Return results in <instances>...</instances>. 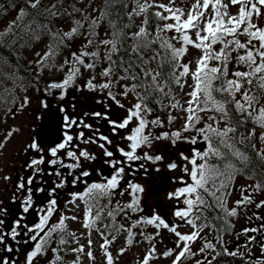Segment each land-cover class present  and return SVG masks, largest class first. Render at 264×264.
Masks as SVG:
<instances>
[{"label": "snow or ice", "instance_id": "snow-or-ice-1", "mask_svg": "<svg viewBox=\"0 0 264 264\" xmlns=\"http://www.w3.org/2000/svg\"><path fill=\"white\" fill-rule=\"evenodd\" d=\"M174 2L169 0L166 6L163 3L154 5L149 0H99V3L87 0V4L84 0H51L45 6L44 0H23L22 6L16 3L8 5L17 15L8 29L0 32V46L11 47L4 45V38L14 28L23 27L26 33H32L34 39H39L38 32L46 30L51 43L43 56L37 53L40 57L36 61L40 66L39 72L57 68L49 61L58 52L65 48L73 50L57 69L65 73L62 82L49 83L43 90L36 86L28 69H23L27 76L17 75L16 71L5 73L0 69V123L6 122V117L15 118L30 102L24 95L17 103V89L27 93L34 87L47 96L53 95L51 90L58 89L62 90L60 99H64L69 87H76L77 91L91 89L98 95L106 90L107 95L97 100L104 105L105 111L86 112L84 116L106 120L112 135L118 140L114 143L108 135H97L99 130L92 124L67 114L63 116V127L68 131L63 132L60 142L47 146L35 135L29 139L22 149L26 157L22 168L26 175H18L12 193L11 203L17 205L18 212L10 213L0 200V264H40L41 260L44 264H66L61 253L75 254L72 264H81L80 257L85 253V247L79 243L81 237L69 229L66 221L81 223L88 230L89 249L93 230L103 237L101 247L106 249L112 242L108 237L114 240L123 229V225L117 223L119 216L131 221V227L124 229L128 233L129 245L133 242L132 229L140 224L154 225L156 229L163 228L173 233L175 248L162 254L165 258L174 257L172 264H187L190 260H194V264H213L221 256L239 258L243 264H264V217L255 212L248 217L254 225L256 221L261 223L236 232L235 239L239 241L243 236L244 242L237 243L234 250H229L230 241L224 238L225 232L232 228L229 218L237 216L239 206L264 208V200L257 202L252 195L264 192V170H261L264 167V147L257 148V141L264 144V104H261L264 99V23H261L264 0H228L227 3L223 0H195L187 12L181 7H173ZM130 3L134 4L131 11L128 10ZM229 5L238 6L235 14L229 12ZM153 7L160 10L149 15ZM25 8L31 11H25ZM4 11L7 8L0 5V13ZM141 15L144 16L142 25L129 35L127 30L134 25L133 17ZM29 16H33L32 20L24 23ZM65 17L71 18L69 30L58 27L52 31L50 25ZM38 18L45 23L41 24ZM125 18L128 23L124 22ZM152 21L155 22V35L143 26L150 25ZM105 22L107 28L101 38L99 29ZM165 32L173 35H162ZM241 36L245 38L243 42ZM76 38H81L79 47H74ZM128 40L133 43L127 45ZM188 46L201 52L191 69L192 61L181 62ZM98 66L99 75L106 82L93 83ZM14 67H20L18 61ZM78 76L89 77L82 88L75 85ZM117 85L120 92L115 91ZM185 86L188 91H184ZM177 89L187 97L183 104L175 94ZM130 94H134L137 102L128 107L118 97L128 98ZM165 99L169 100L167 105L164 104ZM107 100L123 110L126 116L120 121L112 120V105L106 104ZM150 105L165 111L175 109L178 113L183 112L181 128L171 133L164 131L160 135H154L151 130L145 134L149 124L160 128L165 124L159 116L151 121L147 119L155 111ZM40 108L47 109L49 104L42 100ZM177 118L168 116L166 122L172 124ZM40 119L37 113L35 120ZM134 119L138 120V126L130 128ZM80 128L92 132L86 137L84 131L75 130ZM125 129L128 134L119 135L118 130ZM20 131L18 127L4 131L0 138V155L7 142ZM160 139L170 140L173 146L178 142L206 145L204 150L191 148L190 156L181 152L180 158L185 162L182 165L174 162L167 165L172 170L181 167L188 177V180L184 176L179 178L185 186L169 193V199L187 194L183 200L187 209L177 208L173 214L191 226L189 234H182L175 225L170 226L155 210L150 218L138 216L133 220L131 217L132 213L143 212L141 199L144 188L131 180L125 184L122 181L140 170L147 175L144 161L156 163L164 159L162 155L153 156L143 151ZM81 144L98 146L103 164L112 170L111 173L106 175L99 167L93 169L91 164L97 156ZM155 170L159 171L158 168ZM93 172L98 180L91 179ZM239 175L254 183L241 186V199L235 202L236 207L229 209L226 197L231 194L234 180ZM0 179L9 181L11 177L4 175ZM244 192L249 194L243 195ZM125 194L130 201H123ZM73 211L80 215L68 214ZM209 211L216 215L210 217L207 215ZM32 215L37 217V221L29 224L27 221ZM206 228L215 230L214 235L208 234L212 236L211 240L208 235H201ZM145 239L151 242L153 237L145 236ZM197 239L201 245L198 251H194L189 242ZM72 242L78 246L71 247ZM21 247L26 249L23 261H20ZM253 248H258L259 254ZM125 250L121 249L120 254ZM155 251L153 246L140 264H149L148 257ZM105 254L107 264H114L111 253L106 251ZM87 256L95 259L91 250ZM197 256L201 258L196 259Z\"/></svg>", "mask_w": 264, "mask_h": 264}, {"label": "flooded vegetation", "instance_id": "flooded-vegetation-1", "mask_svg": "<svg viewBox=\"0 0 264 264\" xmlns=\"http://www.w3.org/2000/svg\"><path fill=\"white\" fill-rule=\"evenodd\" d=\"M11 3H16L17 6H22L23 0H0V5H3L5 8H7V11L0 13V32H5L11 25L12 21L16 18L17 12L14 9L8 7V5ZM50 3L51 0H44L45 6H48ZM129 5L134 7V4L132 3H130ZM25 11L31 10L25 8ZM32 18L33 16L27 17L24 23H29ZM38 19H40L41 24L45 23L42 18ZM50 27L52 28V31H56V29L58 28V21L54 24H51ZM37 35H39V39H34L32 33H26L23 27L19 29L14 28L13 32L4 38V45H11V47L0 46V69H2L5 73H12L13 71H16L17 75L25 76H27V73H24L23 69H28L33 79H35L36 86L43 90L47 88L49 83L62 82V78L64 77L65 73H62L59 70H49V68L43 72H39L40 66L36 63V61H38L40 57L37 56V53H40V55L43 56L44 53L47 51V45L51 43V40L47 35L46 30L38 32ZM101 38H103L102 32ZM13 40L16 41L15 44L12 43ZM76 44L77 42H74V47H76ZM65 51L66 49H63L62 51L58 52L57 56L54 57L52 61H49V63H55V65L58 67V58H61ZM17 61L20 65L19 68L14 67L17 64ZM87 79H89L88 76H78L75 81V85L82 88L83 82ZM103 82H106V79L99 75L98 70L96 72V80H94L93 83ZM122 83L130 84L131 82ZM51 91L53 95L47 96L46 93H44L43 91H36L34 87L30 88L27 93L20 89H17L18 99L16 102L19 103L20 100L24 97V95H27L29 97L30 102L25 108H23L19 112V114L15 118L6 117V122L0 123V138H2L4 131L8 128L18 127L21 130L20 134H14L13 137L7 142V145L3 150V154L0 155V169H2V171H0V176L7 175L11 177V180L9 181H4L0 179V200L4 202V207H7L9 209V212L13 214L18 212L17 205L11 203L12 193L14 191V183L18 175H26L24 169L22 168V165L25 163L26 160V157L22 154V149L32 136L35 135L38 141L45 142L47 146H52L53 142H60V139L63 136V132L68 131V129L63 127V116L67 114L69 115V117H75L78 120L83 118L84 122L92 124L94 128H97L99 130L97 135H108L114 143L118 140L117 136L112 135L106 120L94 116H84V113L86 112L103 113L105 111L104 105L97 103V100L103 99L107 95L106 90L101 91L98 95L96 91H93L91 89L77 91L76 87H69L64 93V99L59 98L62 90L53 89ZM115 91H121L118 85L116 86ZM118 98H120L121 102L128 107H131L137 102L134 98V94H130L128 98ZM42 100H45L49 104V108H40V103ZM105 103L108 105H112V101L110 100L105 101ZM73 104L75 105V108L72 107ZM60 109H64V111L62 112ZM37 113L41 116V119L38 121L35 120V115ZM150 115L151 114L147 116V119L149 121ZM125 116L126 113L123 110L119 109L115 105H112L110 111V118L112 120L120 121ZM135 126H138V120L134 119L132 122H130L129 127L131 128ZM41 129H43L44 131H42ZM75 130L84 131L86 137L92 132V130L86 128H80ZM118 132L121 136L128 134L127 129L118 130ZM147 133L148 127L145 129V134ZM154 146L155 143L153 142L150 148H144L143 151H147L150 155L153 156L162 155L164 159L156 163H152L151 161H144L143 163L145 164V168L147 169V175H145L144 170H140L136 173L135 176L127 175L125 177V181H122V184H125L126 181L131 180L134 183H139L144 188V192L142 194L141 199V207L143 208V212L132 213L131 217L133 220L137 219L138 216H147L150 218L155 210V213L159 214L161 218L165 220L166 223L170 224V226L175 225L177 226V230L180 231L182 234H189L192 230L191 226L187 225L185 221L175 217L173 214L174 210L177 208L182 210L187 209V205L183 204V200L186 198L187 194H185V196L179 197L178 199H169V193H174L178 188L185 186V184L179 182V178L181 176H184V179L188 180V177L181 171V167H177L176 169L172 170L169 169L167 165L173 162L177 163L178 165H182L185 162L182 161L180 158L181 152H184L185 155L190 156L191 148L195 147L199 150H204L206 145L202 143H197V145L193 146L188 143H179V150L176 151L175 148L176 155L170 154L172 146L169 142L165 143L164 148L162 150L154 149ZM81 147L86 148L90 153L97 156V160L91 164V167L93 169L99 167L101 171L104 172L106 175L111 173L112 170L103 164L101 158V149L98 146L94 144H81ZM261 147H264V144H261L259 141H257V148ZM136 163L138 164L140 162ZM189 167L191 166L189 165ZM157 168L159 169V171L155 170ZM261 170H264V167H262ZM91 179L98 180L99 177H97L95 172H93V176ZM251 183H254V181L247 179L244 175H239L235 178L234 186L231 189V194L226 197L227 206L229 209L236 207L235 202L241 199V186L246 187ZM77 187L82 188L83 186L78 185ZM248 194V192L243 193V195ZM252 195L257 202L264 200V192L253 193ZM122 199L125 202L130 201V197L128 196V194H125ZM18 203L19 202H17V204ZM194 212L195 209L193 210V213ZM237 212V216L229 218L232 228L229 232H225L224 235L225 240L230 241L228 245L230 251L235 249L237 243L244 242L243 236L240 237L239 241L235 239L236 232H240L242 229L247 227L258 226L261 223L260 221H256L254 225L248 219V217L252 216L254 212L260 215L261 217H264V208L257 209L254 205H241L237 208ZM68 214L77 215V211H73ZM191 215L192 214H190V217ZM207 215L211 217L216 215V213L209 211ZM11 218L12 217L10 216L9 220ZM123 219H125L123 216L117 217V223L122 224L123 227L127 226V228H130L131 221L126 219L125 222H128L127 224L125 222H122ZM36 221L37 217L35 215H32L28 218L27 222L29 224H32ZM7 223L8 221H6V225ZM66 223L69 225V229L72 231V222L66 221ZM213 223L218 222L213 221ZM98 226L102 228V225ZM139 229H145V232L143 233H146L147 236H152V240L156 239L157 237L163 239L165 241V251L167 249L175 248L173 240H175L176 238L174 234L170 233L168 230L163 228L156 229L154 225L140 224L136 228H134V230L132 229V232L134 234L132 236V241L137 236ZM122 232L123 231L121 230L118 234H116L115 237L122 234ZM157 232H159V235H156ZM209 232H211L213 235L215 234L214 229L206 228L201 233V235H208ZM208 238L209 240H211L212 236L208 235ZM73 243L74 242H72L71 247L73 246ZM132 243H134V241ZM213 243H215V241H213ZM189 244L194 251H198L201 245V241L197 239L194 242H189ZM25 250V247L20 248V261L24 260ZM241 251H244V249L242 248ZM253 251L256 254H259L258 248H253ZM69 254L71 255V253ZM69 254L64 255L63 253H61V255L64 257L66 264H69ZM49 255H51V253H49ZM199 258L201 257H196V259ZM40 264H44V260H41ZM187 264H194V260L188 261ZM213 264H243V261H241L239 258L221 256L218 257L217 260L213 262Z\"/></svg>", "mask_w": 264, "mask_h": 264}, {"label": "rangeland", "instance_id": "rangeland-1", "mask_svg": "<svg viewBox=\"0 0 264 264\" xmlns=\"http://www.w3.org/2000/svg\"><path fill=\"white\" fill-rule=\"evenodd\" d=\"M153 1H155V3H160V4L163 3L166 6L169 5V0H153ZM223 2L227 3L228 0H223ZM193 3H195V0H175L172 6L181 7L184 9L185 12H187L188 8ZM84 4H87V0H85ZM77 6L81 7L82 5H77ZM237 8L238 6L229 5V12L232 14H235L237 12ZM261 23H264V17L261 18ZM70 26H71V18L65 17L62 20L58 21V27L63 28V30L65 31L69 30ZM140 26H141V20L138 18L135 23V29L139 30ZM100 31L103 33L104 32L103 28L100 27ZM189 34L193 35L192 33H189ZM153 35H155V33H153ZM171 35H173V33H171ZM193 38H195L194 35H193ZM240 38L241 40L244 39L243 36H241ZM74 42H77L76 47H79L81 44V38H76ZM65 49L66 51L63 53L62 57L58 58L59 66L61 64V61L64 59V57L67 56V53L73 50V48H65ZM200 55H201L200 50L195 49L193 46H188V51L181 58V62L188 63L189 61H192L193 63L189 65L191 69L194 66L195 59L199 58ZM59 66L57 68H49V70L56 71L59 68ZM231 70L232 69L230 67L229 71L231 72ZM188 82L191 83V80L189 79ZM184 91H188L187 86H185ZM175 94L180 99L181 104H183L184 100L187 99V97L179 93L178 89L176 90ZM168 103H169V100L166 99L164 101V104L167 105ZM261 104H264V99H262ZM184 115L185 114L183 112L178 113L177 110L175 109H168L167 111L162 109L160 113L151 114L149 116V119L151 121L156 116H159L162 120L165 121L164 127L163 128L154 127L151 124H149L148 131L151 130V132L154 135H160L164 131H168L171 133L172 131L179 130L182 124L184 123V120H183ZM168 116H178L179 118H177L172 124H168L166 122ZM185 135H189V134L186 133ZM166 142H169L171 144L170 140L168 139H160L159 141H155L154 149L162 150ZM179 143H184V142H178L175 146L171 144L172 148H171L170 154L176 155V151L179 150V147H178ZM175 148H176V151H175ZM77 215H80L78 211H77ZM125 220L126 218L123 219L122 222L124 223ZM125 223L128 224V222H125ZM71 227H72V231L75 232L77 236L81 237L79 243L84 245L85 247V253L80 257L81 264H107L106 254H105L106 251L111 253V255L113 256L114 264H140V261H142L145 258L146 254L150 252L153 246L155 247L156 251L154 254L148 257L149 264H172V259L174 257L165 258L162 255L163 252L165 251V241L157 237L156 239L151 240V242H149L147 239H145V236H147L146 233L145 234L143 233L145 232V229L143 230L139 229L137 236L133 239L134 243L129 245L127 243L128 233L127 231L124 230L128 228L127 226L123 227L122 234L115 237L114 240L112 237L110 236L108 237V239L112 242L106 246V249L101 247V245L104 244L103 237L98 232L92 231L91 236H90V239L92 240V245H91V249H89L88 230L84 229L82 227V224L78 222H72ZM77 246L78 245L74 242L72 247H77ZM121 249H126L125 251H123V254H120ZM89 250L92 251L93 256L95 257L94 260L87 256V252ZM68 257H69V260H68L69 264H72V261L76 259L75 254H71Z\"/></svg>", "mask_w": 264, "mask_h": 264}, {"label": "trees", "instance_id": "trees-1", "mask_svg": "<svg viewBox=\"0 0 264 264\" xmlns=\"http://www.w3.org/2000/svg\"><path fill=\"white\" fill-rule=\"evenodd\" d=\"M73 2H74V0H73ZM84 2H85V0H84ZM149 2H151V3H153L154 5H158V4H160V3H155V1H149ZM97 3H99V0H97ZM128 10L129 11H131V6L130 5H128ZM158 10H160L159 8H157V7H153L152 9H150L149 10V15L152 13V12H154V11H158ZM162 11V10H161ZM164 14H166V15H170V14H168L167 12H165ZM141 16H143V15H141ZM137 17H140V16H137ZM135 18L136 17H133V20H134V24H135ZM144 19V16L142 17V20ZM124 22L125 23H128V21H127V19L125 18L124 19ZM169 22H172V21H170L169 20ZM101 28H103V30L105 31V29L107 28V23L105 22L104 24H102L101 26H100ZM144 27H146L147 28V30L148 31H150V32H153V33H155V22L154 21H152L151 23H150V25H144ZM100 30V29H99ZM128 31V34L130 35L131 34V32H133V31H135V29H134V25L133 26H130L129 27V29L127 30ZM162 35H165V36H172L171 35V32H165V33H162ZM245 39V38H244ZM243 39V40H244ZM243 40H242V42H243ZM175 41H173V43H174ZM133 42L131 41V40H128L127 41V45H131ZM177 46H178V44H177ZM104 53H103V49H101V55H103ZM153 67H155V65L153 64ZM99 70V66L97 67V71ZM166 100V99H165ZM262 101V100H261ZM150 107H153L154 109H155V111L153 112V113H151V114H157V113H160V111L162 110V109H160L158 106H156V105H150ZM260 135V131H259V129H257V136H259ZM118 234V233H117Z\"/></svg>", "mask_w": 264, "mask_h": 264}]
</instances>
